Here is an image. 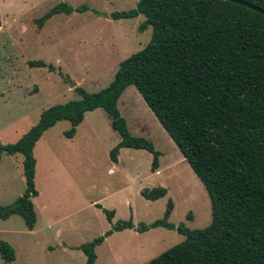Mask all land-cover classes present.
<instances>
[{"label":"rangeland","instance_id":"rangeland-1","mask_svg":"<svg viewBox=\"0 0 264 264\" xmlns=\"http://www.w3.org/2000/svg\"><path fill=\"white\" fill-rule=\"evenodd\" d=\"M59 1L87 4L85 12L59 13L38 28L34 19ZM137 0H0V143L15 142L47 107L79 99L67 79L88 92L106 87L119 62L143 48L152 28L139 29L145 16L111 19L116 10ZM96 11V12H93ZM108 15V16H106ZM41 59L54 66L29 67ZM118 109L132 135L150 140L160 151L151 171L152 154L144 149L121 151L118 162L109 151L119 142L102 108L86 112L72 137L71 124L60 120L36 142L34 227L13 214L0 219V241L15 251L13 264H84L79 245L102 235L111 224L94 204L114 210L113 221L130 217L137 225L161 218L168 200V221L188 228L210 223L208 194L178 147L133 85L118 99ZM20 153H0V205L11 204L25 190ZM162 186L166 195L144 198L140 190ZM174 229L154 227L114 231L95 247L94 264H144L181 242ZM0 264H6L0 255Z\"/></svg>","mask_w":264,"mask_h":264},{"label":"trees","instance_id":"trees-1","mask_svg":"<svg viewBox=\"0 0 264 264\" xmlns=\"http://www.w3.org/2000/svg\"><path fill=\"white\" fill-rule=\"evenodd\" d=\"M264 8V0H244ZM87 4L59 1L34 19L38 28L55 14L85 12ZM93 12H96L93 10ZM145 16L149 42L119 62L109 84L96 92L81 86L77 100L54 104L15 142L0 143V153L23 156L25 190L11 204L0 205V219L19 215L32 229L36 222L34 146L57 121L71 124L72 137L87 111L102 108L120 136L109 151L117 162L120 148L144 149L152 154L151 171L160 151L145 137L130 133L118 109V99L133 85L203 184L211 205V220L203 228L168 221V200L161 218L137 225L132 218L116 220L114 210H102L110 228L79 245L84 264H94L95 247L114 231L141 233L154 227L174 229L184 239L144 264H264V15L230 0H137L128 10L110 13L111 19ZM29 67L54 66L28 60ZM141 195L157 200L166 188H142ZM0 255L13 264L15 251L0 241Z\"/></svg>","mask_w":264,"mask_h":264},{"label":"water","instance_id":"water-1","mask_svg":"<svg viewBox=\"0 0 264 264\" xmlns=\"http://www.w3.org/2000/svg\"><path fill=\"white\" fill-rule=\"evenodd\" d=\"M234 3H237V4H240V5H243V6H246L248 8H251L253 10H256L258 11L259 13L263 14L264 15V8L263 7H259V6H256L248 1H244V0H230ZM108 16V15H106ZM68 85L71 87V88H75L76 87V83L75 82H72L70 80H66Z\"/></svg>","mask_w":264,"mask_h":264},{"label":"crops","instance_id":"crops-1","mask_svg":"<svg viewBox=\"0 0 264 264\" xmlns=\"http://www.w3.org/2000/svg\"><path fill=\"white\" fill-rule=\"evenodd\" d=\"M87 112H88V111H87ZM85 116H86V114L84 115V118H85ZM84 118H83V120H84ZM109 119H110V118H109ZM62 120H63V119H62ZM83 120H82V121H83ZM59 121H60V120H59ZM82 121H81V122H82ZM57 122H58V121H57ZM81 122H80V123H81ZM80 123H79V124H80ZM79 124H78V125H79ZM78 125H77V126H78ZM77 126H76V127H77ZM48 129H49V128H48ZM48 129H47V130H48ZM113 130H114V129H113ZM44 132H45V131H44ZM118 135H119V134H118ZM20 137H21V136H20ZM119 137H120V136H119ZM119 140H120V139H119ZM126 149H129V147H122V148H120L119 153H118V156H119V154H120V152H121L122 150H123V151H126ZM118 158H119V157H118ZM118 158H117V162H118ZM121 231H122V230H121ZM135 231H136V230H135ZM144 232H145V231H144ZM141 233H142V232H141Z\"/></svg>","mask_w":264,"mask_h":264}]
</instances>
